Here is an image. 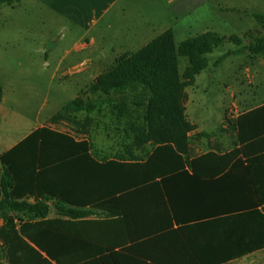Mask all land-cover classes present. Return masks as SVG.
<instances>
[{"label":"crops","instance_id":"1","mask_svg":"<svg viewBox=\"0 0 264 264\" xmlns=\"http://www.w3.org/2000/svg\"><path fill=\"white\" fill-rule=\"evenodd\" d=\"M39 1L68 25L69 32L79 34L74 44L79 56L77 63L72 65L70 62L69 68L63 69L67 58L72 55L68 52L57 63L56 73L62 72V75L68 76L77 71L84 76V81L91 82H96L104 74V67L113 68L118 59L135 54L169 30L174 33L178 45L197 37L185 38V35L198 29L204 19L221 17L222 21L205 23L201 35L214 33L228 38L230 36L221 28L228 26L230 18H236L237 13H242L243 18L249 14L246 8L237 9L227 4L222 8L217 6L221 16H216L208 4L214 0ZM251 16L264 17V14ZM257 24L258 27L254 29L255 44H259L261 51H264V25L258 21ZM238 33L241 35L239 40H244L247 31ZM243 46L245 49L251 48L250 45ZM221 61L220 66L228 62L227 73H232V58L223 57ZM238 71L245 75L251 89L236 91L228 86L227 93L232 100L229 107L224 108L225 96L220 98L215 110L194 105L199 100L197 94L200 86L197 82L201 74L186 89V116L194 126L189 134L188 155L178 157V170L174 172L166 170L162 159L153 162L152 176H155V181L139 188L127 199L125 208L136 217L129 221V229L124 230L116 221H111L109 228L101 227L94 231L93 236L103 247H110L116 253L126 249L128 256H131V249L138 253L137 256L132 255L138 257L139 254L150 255L156 246L162 257L165 254L178 255V264H264V247L260 246L264 242V202L223 199L222 186L228 187L236 177L239 178L238 174L243 172L245 163L242 168L238 165L236 171L231 170L235 166L232 163L230 169L218 173L222 165L215 158L231 157L239 152L235 156L239 159L253 157L264 161V53L255 54L241 64ZM204 111L212 115V122ZM244 115L248 117L243 122L242 142L235 122ZM29 134L9 146L6 145L10 139L5 140L0 144V156ZM79 142L89 143V139L85 136ZM148 148L152 151L150 146ZM204 156L213 158L200 160ZM192 162L196 163L194 170L188 165ZM140 163L148 164L149 159ZM228 175L233 179L223 181L226 176L231 178ZM131 183L132 178L128 176L126 186ZM243 186L245 189V183ZM55 218L57 214L52 207L48 220ZM103 220L105 216L99 212L75 227L81 233L82 230H89V222ZM15 222L19 227L18 220ZM2 225L3 220L0 219ZM162 228L165 230L154 234ZM135 229L140 238L132 241L130 232H135ZM173 231H178V235Z\"/></svg>","mask_w":264,"mask_h":264},{"label":"trees","instance_id":"2","mask_svg":"<svg viewBox=\"0 0 264 264\" xmlns=\"http://www.w3.org/2000/svg\"><path fill=\"white\" fill-rule=\"evenodd\" d=\"M14 2L22 0H0V6ZM256 19L264 24V17ZM223 42L217 34L206 33L177 45L174 33L169 30L135 54L118 59L91 87V93L107 96L130 88L140 92L142 103L135 107L143 108L144 115L141 124L130 122L129 130L134 149L144 153L147 146L152 148L145 157L134 156L130 151L127 161H98L91 156L88 143L77 142L70 135L48 127L33 131L0 156V219L3 220L0 248L6 250L9 264H178V255L162 257L153 243L150 255L135 257L132 254L138 253L130 249L128 256L126 249L116 253L110 247H103L93 233L97 228H109L111 221L124 230L129 229V221L136 217L126 210L127 199L155 181L154 161L162 159L169 172L178 170L177 159L188 155L189 134L194 130L186 116V89L207 68L206 57ZM180 57L189 60L183 76L179 72ZM3 96L0 86V104ZM83 106L76 99L67 110ZM248 115L235 122L242 142L243 122ZM238 154L215 157L222 165L218 173L226 171L232 163L235 166L230 168L234 171L245 163L239 178L228 187L222 186L223 199L264 202V161L253 157L239 159L235 157ZM211 158L204 156L200 160ZM145 159H149L148 164L140 163ZM188 165L194 170L196 163ZM128 176L132 183L126 186ZM227 179L233 178L226 176L223 181ZM52 207L57 218L48 220ZM99 212L105 220L91 221L89 230L77 232V223ZM161 230L165 229L154 234ZM173 233L178 235V231ZM130 236L132 241L140 238L137 229L133 233L131 230ZM260 246L264 247V242Z\"/></svg>","mask_w":264,"mask_h":264},{"label":"rangeland","instance_id":"3","mask_svg":"<svg viewBox=\"0 0 264 264\" xmlns=\"http://www.w3.org/2000/svg\"><path fill=\"white\" fill-rule=\"evenodd\" d=\"M208 4L216 16L221 14L217 6L222 8L227 4L249 11L246 18L242 13H237L236 18H230L228 26L221 28L230 37L223 38L226 44L223 43L206 57L207 68L197 82L200 86L197 98L200 101L194 105L215 110L222 96L226 98L224 108L232 102L227 93L228 86L236 91L251 89L245 75L238 70L255 54L264 53L260 45L255 44L254 29L259 24L251 16L264 14V0H214ZM212 20L217 22L222 18L204 19L202 25L185 38L200 36L205 23ZM243 30L247 33L244 40H239L241 35L238 32ZM78 37V33L69 32L68 25L39 0L0 6V86L4 93L0 104V144L10 139L6 145L9 146L32 131L48 127L54 132L70 135L77 142L87 136L90 154L98 161H127L131 157L130 151L134 156H144L150 152L149 146L144 153L134 149L129 130V123L141 124L144 115L143 108L135 107L142 103L141 94L136 88L112 92L108 96L93 94L90 89L95 82L84 81V76L77 71L68 76L62 75V72L56 73L57 63L68 52L72 55L67 58L63 69L69 68L70 62L72 65L77 63L79 56L74 44ZM48 44L54 47L49 49ZM244 44L251 48H243ZM228 56L234 62L232 73H227L228 62L220 66L222 58ZM217 61L219 63L215 64ZM188 66L189 60L180 57L181 76ZM111 69L104 67L103 75ZM76 99H80L84 106L67 110ZM205 115L212 122V115ZM0 264H9L4 249H0Z\"/></svg>","mask_w":264,"mask_h":264},{"label":"water","instance_id":"4","mask_svg":"<svg viewBox=\"0 0 264 264\" xmlns=\"http://www.w3.org/2000/svg\"><path fill=\"white\" fill-rule=\"evenodd\" d=\"M47 47H48L49 49H51V48L54 47V45H53V44H48Z\"/></svg>","mask_w":264,"mask_h":264}]
</instances>
